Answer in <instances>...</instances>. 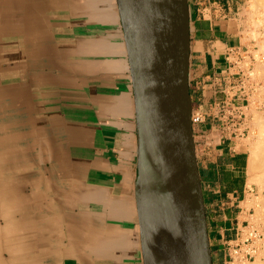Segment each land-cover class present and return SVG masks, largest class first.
Instances as JSON below:
<instances>
[{
    "label": "crops",
    "instance_id": "obj_1",
    "mask_svg": "<svg viewBox=\"0 0 264 264\" xmlns=\"http://www.w3.org/2000/svg\"><path fill=\"white\" fill-rule=\"evenodd\" d=\"M189 3L193 112L206 113L194 137H213L198 162L217 264L255 208L250 144L218 136L217 115L230 100L251 117L264 110V40L246 38L248 0ZM136 164L116 0H0V264H144Z\"/></svg>",
    "mask_w": 264,
    "mask_h": 264
},
{
    "label": "water",
    "instance_id": "obj_2",
    "mask_svg": "<svg viewBox=\"0 0 264 264\" xmlns=\"http://www.w3.org/2000/svg\"><path fill=\"white\" fill-rule=\"evenodd\" d=\"M116 2L135 101L143 262L214 264L191 120L189 0ZM155 144L160 168L152 161Z\"/></svg>",
    "mask_w": 264,
    "mask_h": 264
},
{
    "label": "built area",
    "instance_id": "obj_3",
    "mask_svg": "<svg viewBox=\"0 0 264 264\" xmlns=\"http://www.w3.org/2000/svg\"><path fill=\"white\" fill-rule=\"evenodd\" d=\"M242 82V81H241ZM230 100L225 101L218 112L217 118L220 122L218 136H225L229 132L232 136H245L248 130L247 112L242 106ZM206 113L195 110L193 113L194 126L205 120ZM206 134V133H205ZM203 137L197 139V150L201 154L206 151L208 144L213 139ZM256 192V188L249 189ZM264 235V223H251L250 220L235 227V234L230 239H225L220 247L221 264H251L254 252L258 249L257 244Z\"/></svg>",
    "mask_w": 264,
    "mask_h": 264
},
{
    "label": "bare ground",
    "instance_id": "obj_4",
    "mask_svg": "<svg viewBox=\"0 0 264 264\" xmlns=\"http://www.w3.org/2000/svg\"><path fill=\"white\" fill-rule=\"evenodd\" d=\"M248 3L250 4V6H249V8L250 9H246L248 6L246 5V7H245V14L246 13H248L249 15H251L250 16V18L253 16V15H255V14H257L258 15V13H262V15H264V11H262V10H264L263 8H264V0H248ZM244 11V10H243ZM244 14V15H245ZM258 16H260V15H258ZM256 18H257V16H255ZM254 18V17H253ZM261 18V17H260ZM262 20V19H261ZM254 21H256V20H254ZM262 21H264V20H262ZM248 23H250V22H248ZM248 26H250V25H248ZM250 28V27H249ZM248 30V29H247ZM124 31V30H123ZM263 35V34H262ZM264 38V37H263ZM246 39V38H245ZM248 40H250V39H248ZM252 40V39H251ZM139 36L137 35V34H134V45H135V48H136V55H137V57H138V59L139 60H141V57H142V55H141V53H139ZM191 46V45H190ZM253 48V47H252ZM128 52V51H127ZM247 53V52H246ZM249 54V53H248ZM246 55V54H245ZM251 55H252V53H251ZM257 55V54H256ZM259 55V54H258ZM245 57H247V55L245 56ZM248 58H249V56H248ZM242 61V60H241ZM244 61V60H243ZM242 61V62H243ZM248 62V61H247ZM130 63V62H129ZM245 62H243V65H245L244 64ZM253 64V63H252ZM247 65V64H246ZM248 66V65H247ZM247 68V67H246ZM257 68V67H256ZM257 69H259V68H257ZM247 70V69H246ZM250 70H251V68H250ZM256 70V69H255ZM254 70V71H255ZM251 71H249L248 73H250ZM256 72H257V70H256ZM255 72V73H256ZM252 73H254V72H251L250 74H252ZM252 76V75H251ZM251 76H250V78H251ZM254 77V76H253ZM261 77V76H260ZM263 77H264V75H263ZM255 78V77H254ZM253 78V79H254ZM258 80V79H257ZM260 80H262V79H260ZM256 81V80H255ZM259 81V80H258ZM248 82V81H247ZM249 84V83H248ZM253 84V83H252ZM249 86H251V85H249ZM248 86V87H249ZM256 86V85H255ZM262 86H264V85H262ZM250 88V87H249ZM248 88V89H249ZM247 89V88H246ZM251 90V89H250ZM249 92V91H248ZM247 92V93H248ZM263 95V94H262ZM248 95L246 94L245 95V97H247ZM252 96V95H251ZM250 96V97H251ZM256 96V95H255ZM263 98V97H262ZM251 99H252V97H251ZM257 99V98H256ZM250 100V99H249ZM254 100V99H253ZM260 100V99H259ZM264 100V99H263ZM193 101V100H192ZM257 102V101H256ZM259 102V101H258ZM261 102V101H260ZM253 103H254V101H253ZM260 104V103H259ZM263 104V103H262ZM237 105V104H236ZM240 106H242V108H245V106L244 105H240ZM221 107V106H220ZM246 109V108H245ZM250 109H253V106L250 108ZM264 111V110H263ZM255 112H256V110H255ZM254 112V113H255ZM193 110H192V116H191V120H192V124H193V119H192V117H193ZM254 113H253V115H254ZM256 115V114H255ZM250 117H251V115H250V111L248 110L247 111V126H248V130H247V133L245 134V136L246 137H248V135H249V133H250V130H253L252 128H251V126H250V121L252 122V117H251V120H250ZM259 117V116H258ZM262 117V116H261ZM254 118V117H253ZM263 118V117H262ZM250 120V121H249ZM257 120V119H256ZM254 121V120H253ZM254 123V122H253ZM262 123H263V121H262ZM262 123H260L259 122V124H261V125H264V124H262ZM194 125V124H193ZM260 125V126H261ZM218 127H220L219 126V124H217L216 125V129L218 128ZM261 128V127H260ZM193 130H194V128H193ZM258 130V129H257ZM217 131V130H216ZM258 133V132H257ZM259 133H260V131H259ZM194 139H195V137H194ZM251 142V141H250ZM253 145V144H252ZM195 148H196V154H197V158H198V155H199V153H198V150H197V141H195ZM250 159H249V172L251 173V181L252 180H258V178H260L259 177V173L258 172H260V169H262V168H264V127H262V133L260 134V137H259V139H258V141L253 145V147H251L250 148ZM152 161H153V163H154V165L157 167V168H160L161 167V156H160V151H159V149H158V146L155 144L154 145V148H153V151H152ZM261 174H262V172H261ZM259 181V180H258ZM261 181V180H260ZM259 181V182H260ZM258 184V183H257ZM258 186V185H257ZM260 186H261V184H260ZM263 187V186H262ZM262 187H258V189H261ZM250 188V187H249ZM253 188V187H252ZM251 188V189H252ZM254 189V188H253ZM259 191V195L257 196V198H256V200H254V201H251V202H254V211L252 212V214H251V218H250V216L248 217V218H250L249 220L251 221V223H256V224H258V223H264L263 221H261L260 219H259V216L260 217H263L264 215V195H263V199L262 198H260L259 196L261 195L260 193V190H258ZM255 192H253V194H254ZM251 196H254V195H252V192H251ZM256 197V196H255ZM254 197V198H255ZM259 197V198H258ZM253 198V197H252ZM251 198V199H252ZM241 202V201H240ZM260 204L261 205H263V207L262 206H260ZM257 206V207H256ZM138 211H139V202H138ZM139 214H140V211H139ZM139 226H140V215H139ZM140 235H141V232H140ZM232 238V237H231ZM230 239V238H229ZM261 240L259 241V243L257 244V246H258V249L257 250H255V252H254V258H253V260H252V262H251V264H264V235H263V237H261L260 238ZM142 243V242H141ZM210 244H211V242H210ZM212 249V248H211ZM261 252V253H260ZM259 254H262V257H263V259H258L257 260V258H259ZM212 255H213V252H212ZM217 260V259H216ZM215 261H214V258H213V263H214Z\"/></svg>",
    "mask_w": 264,
    "mask_h": 264
},
{
    "label": "rangeland",
    "instance_id": "obj_5",
    "mask_svg": "<svg viewBox=\"0 0 264 264\" xmlns=\"http://www.w3.org/2000/svg\"><path fill=\"white\" fill-rule=\"evenodd\" d=\"M248 7L246 8V9H250L249 8V6H250V4L249 3H247L246 4ZM264 9V8H263ZM262 11H264V10H262ZM258 15H260V16H258ZM258 15L257 14H255V15H253L251 18H250V16L251 15H249L248 13H246L245 14V16H246V35H248V36H246V38L247 39H252L253 41H256L258 44H259V42L261 41V40H264V21H262V20H264V15H262V13H258ZM255 16H257V18L255 17ZM254 17V18H253ZM261 17V18H260ZM262 19V20H261ZM254 20H256V21H254ZM248 22H250V23H248ZM248 25H250V26H248ZM250 27V28H249ZM248 29V30H247ZM263 34V35H262ZM259 54V53H258ZM260 55V54H259ZM257 60H259V59H257ZM262 85H264V83L263 84H260V85H258L257 87H256V91H255V94H257V95H259V94H263L264 95V86H262ZM263 105H264V103H263ZM255 110H256V112H255ZM254 115L252 116V122L250 121L251 120V117H250V126H251V128L253 129V130H250V133H249V135H248V137H247V141L249 142V144H250V148L251 147H253V145L258 141V139H259V137H260V134L262 133V127H264V125H261V124H259V122L260 123H262V121H263V123L262 124H264V111L263 110H261V111H258L257 112V109H254ZM256 114V115H255ZM259 116V117H258ZM263 118H262V117ZM254 117V118H253ZM257 119V120H256ZM254 120V121H253ZM254 122V123H253ZM261 125V126H260ZM261 127V128H260ZM258 129V130H257ZM259 131H260V133H259ZM258 132V133H257ZM251 141V142H250ZM253 144V145H252ZM251 151V150H250ZM261 172H262V174H261ZM259 174V177L260 178H258V180L260 181H254V180H250V187L252 188V187H255L256 188V192L253 194L252 193V195H254V196H252L253 197V199L254 200H256V198H257V196L259 195V191L258 190H260V198H262L263 199V195H264V168H262V169H260V172H258ZM258 183V184H257ZM260 184H261V186H260ZM258 185V186H257ZM263 186V187H262ZM258 187H262L261 189H258ZM256 196V197H255ZM255 197V198H254ZM258 197V198H259ZM253 200V201H254ZM253 203V205H254V202H252ZM255 206V205H254ZM260 206H262L263 207V205H261L260 204ZM257 207V206H256ZM264 208V207H263ZM264 213V212H263ZM264 215V214H263ZM261 218V219H260ZM259 219L261 220V221H263L264 222V216L263 217H260L259 216ZM261 253V252H260ZM214 257V256H213ZM218 259H217V264H221V262L220 261H222L221 260V257H220V255L217 257ZM258 259H263V257H262V254H259V258H257V260Z\"/></svg>",
    "mask_w": 264,
    "mask_h": 264
}]
</instances>
